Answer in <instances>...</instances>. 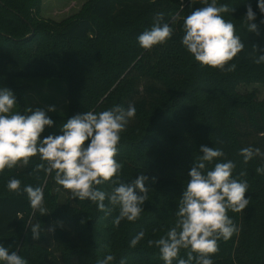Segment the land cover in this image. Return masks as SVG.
<instances>
[{
	"label": "trees",
	"instance_id": "trees-1",
	"mask_svg": "<svg viewBox=\"0 0 264 264\" xmlns=\"http://www.w3.org/2000/svg\"><path fill=\"white\" fill-rule=\"evenodd\" d=\"M44 1L0 0V80L20 103L19 81L55 78L65 83L66 112L48 115L54 124L45 127L41 139L61 135L62 124L76 114L134 105L136 114L121 133L116 159L124 165L121 182L130 184L141 173L148 177V201L139 220H124L116 227L118 208L105 217L95 203L73 199L57 185L54 172L33 173L42 163L37 155L27 167L0 173V240L9 242L5 248L17 251L27 264H96L108 251L116 257L112 264L121 259L127 264H164L159 249L147 241L174 226L188 173L204 145L225 153L207 170L217 162L233 161V177L247 181L250 198L242 212L229 210L239 231L226 242L218 241L213 264H264V174L256 172L264 159L257 156L244 164L239 154L249 146L264 152V99L257 89L241 90L243 84H264V63L253 62L264 55V13L258 0H217L235 9L222 15L245 44L232 61L236 71L230 73L201 66L182 44L184 18L205 6L201 0H87L77 15L63 20L42 17ZM248 5L256 15L258 34L248 31ZM159 13L173 36L145 50L137 38ZM253 45L258 46L256 53ZM19 111L25 114L22 104ZM242 171L247 174L240 176ZM11 178L21 181L20 193L7 189ZM26 185L43 187L49 214L33 212L23 192ZM97 187L110 191L114 185ZM30 222L40 223L39 240L32 238ZM52 227L55 231L49 232ZM140 231L144 239L130 247ZM180 257L187 258L185 250Z\"/></svg>",
	"mask_w": 264,
	"mask_h": 264
},
{
	"label": "clouds",
	"instance_id": "clouds-1",
	"mask_svg": "<svg viewBox=\"0 0 264 264\" xmlns=\"http://www.w3.org/2000/svg\"><path fill=\"white\" fill-rule=\"evenodd\" d=\"M201 2L205 6L184 18L182 44L201 66L234 72L237 65L232 61L244 50L245 44L236 34L235 25L226 21L222 14L235 9L226 4L218 5L217 0ZM258 7L264 13V0H258ZM244 18L248 31L258 34L257 25L253 23L256 15L251 5H248ZM161 21L163 13L157 14L152 27L138 36L143 49L151 50L172 38L173 28ZM252 48L254 53L258 51V46L253 45ZM253 62L257 65L264 63V55L256 56ZM16 106L14 92L0 88V173L17 166L27 167L31 158L38 155L42 163L35 166L33 173L43 171L51 175L54 172L57 185L69 191L73 199L95 203L105 217L111 216L118 208L114 226L118 227L124 220L136 222L140 219L143 205L148 201L149 188L145 186L148 177L141 173L130 184L121 182L124 165L116 159L121 133L126 130L129 119L135 117L134 105L130 104L127 109L114 105L100 113L87 111L76 114L62 124L61 135H48L43 139L41 134L45 127L54 124L47 112L55 111V106H49L47 111L28 107L24 109L25 114L16 111ZM200 152L202 155L188 173L190 179L179 199L174 226L158 239L147 241L149 247L159 249L164 264H173L174 261L176 264H213L211 257L219 252L218 241L226 242L239 231L228 215L229 210L240 213L250 203L246 196L247 181L233 177L236 164L231 160L217 162L207 170L208 164L220 160L225 153L204 145L200 146ZM239 154L244 164L257 156L264 159V152L251 146L242 148ZM256 172L264 174V166L258 167ZM246 174L242 171L239 175ZM105 183L114 187L110 191L97 187ZM7 189L20 193L21 181L11 178ZM23 192L34 213L39 212L41 216L49 214L43 187L26 185ZM55 223L63 226L62 222ZM29 229L32 238L39 240L43 231L40 223L30 222ZM48 231L54 232L55 227ZM144 237V231L137 233L130 247H136ZM181 250L186 251V259L180 257ZM115 259V255L108 251L96 264H112ZM0 264H27V261L17 251L9 252L0 245ZM120 264H127V261L121 259Z\"/></svg>",
	"mask_w": 264,
	"mask_h": 264
},
{
	"label": "rangeland",
	"instance_id": "rangeland-1",
	"mask_svg": "<svg viewBox=\"0 0 264 264\" xmlns=\"http://www.w3.org/2000/svg\"><path fill=\"white\" fill-rule=\"evenodd\" d=\"M87 0H45L42 4L41 16L54 20H63L77 15L85 6ZM22 93V102L17 101L16 111H19L20 105L23 108L31 107L42 108L47 111L49 106H55V111L47 112V115H61L67 109L66 85L58 79H25L19 81ZM0 88H9L0 80ZM242 91L258 90V95L264 99V84L252 83V85L243 84ZM8 241H1L0 245L4 247Z\"/></svg>",
	"mask_w": 264,
	"mask_h": 264
}]
</instances>
